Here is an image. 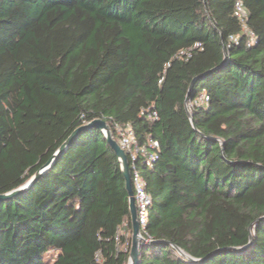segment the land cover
Here are the masks:
<instances>
[{"label": "trees", "instance_id": "1", "mask_svg": "<svg viewBox=\"0 0 264 264\" xmlns=\"http://www.w3.org/2000/svg\"><path fill=\"white\" fill-rule=\"evenodd\" d=\"M237 1L0 0V194L75 130L130 124L160 149L138 164L153 199L139 264H264V0H241L251 48ZM129 199L105 134L82 131L0 203V264H128Z\"/></svg>", "mask_w": 264, "mask_h": 264}, {"label": "built area", "instance_id": "2", "mask_svg": "<svg viewBox=\"0 0 264 264\" xmlns=\"http://www.w3.org/2000/svg\"><path fill=\"white\" fill-rule=\"evenodd\" d=\"M234 14L238 17V19L243 25L245 35L247 36L245 44L247 47L251 48V46L255 44L256 36L255 33L249 30L246 25L249 14H247L244 4L241 0H238L236 2ZM230 41L232 44L238 45L241 43L242 40L241 38L234 36L231 37ZM198 47L199 45H196V48ZM208 103H209V98H207L205 95H202L199 98H197L196 101L189 102L188 109L190 112H192L194 108L207 106ZM141 115H145V112L143 111ZM148 117L150 121L153 122V120L158 119L159 116L156 111H153L152 113H150ZM110 134H112L113 139L118 142L119 146L123 150H125L128 156V162H129V167L132 176V183L134 188V197L137 205L138 222L140 223L141 231L143 232L146 229L148 223L147 215L149 212V208L153 204V199L151 198V195L148 192V183L141 174V170L138 167V164L144 163L148 166H152L154 164V161L158 157V151L160 150L159 143L157 140L155 139L153 140V138L150 136L146 138V140L141 142L139 138L136 136V133H134L130 124L115 125L113 131L110 127ZM126 228H127V222H124L122 228L118 232L117 241L119 242L120 239L124 236L126 242L123 247H120V249L128 251L127 249H128L129 238L131 237V233H129V231Z\"/></svg>", "mask_w": 264, "mask_h": 264}, {"label": "water", "instance_id": "3", "mask_svg": "<svg viewBox=\"0 0 264 264\" xmlns=\"http://www.w3.org/2000/svg\"><path fill=\"white\" fill-rule=\"evenodd\" d=\"M194 86V83L191 85L188 94L191 92L192 88ZM187 101L188 99V95H187ZM189 115L192 117V115L189 113ZM89 128H96L98 130H100L103 134L105 132L106 134V139L108 140V143L110 145V147L112 148L113 151H115L116 155L118 156L119 160H120V164L122 167V171H123V175L125 178V183L127 184V190L129 193V197H130V214L132 217V245H131V252H130V256H129V260H128V264H139L140 262V255H141V243L144 240V235L141 231V227H140V223L138 222V216H137V205H136V200L134 197V188H133V183H132V176H131V171H130V167H129V162H128V156L125 152V150H123L118 142L116 140L113 139L112 134H110V127L107 124V122L105 120H94L93 122H91L90 124H88L87 126L81 127L77 130H75L72 134L71 137L56 151L55 156L52 158V160L45 165L44 167L41 168V170L38 171V173L32 178L30 179L27 183H25L24 185H22V187L15 189L13 191L7 192L6 194H0V203H5L6 201L9 200H13L16 199L20 196H22V194H24L25 192L31 190L33 187H35V185L37 184V182L39 181V179L46 173L48 172L53 165L55 164L56 160L58 159V157L62 154L65 153V150L71 146V144L73 142H75L79 136L80 133L84 130H87ZM253 240V236H250V243ZM249 245L247 246H243L240 250H245L248 248ZM175 249H177L179 255L184 258L186 261H188L189 263H196L199 262L200 260L188 255L185 251H183L182 249L175 247Z\"/></svg>", "mask_w": 264, "mask_h": 264}]
</instances>
